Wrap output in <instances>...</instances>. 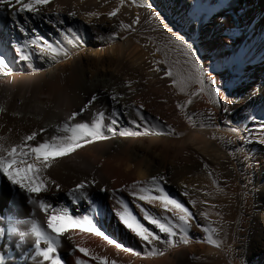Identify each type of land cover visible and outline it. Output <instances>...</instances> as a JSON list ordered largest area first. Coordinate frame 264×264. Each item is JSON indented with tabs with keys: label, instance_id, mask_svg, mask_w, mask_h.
<instances>
[{
	"label": "bare ground",
	"instance_id": "bare-ground-1",
	"mask_svg": "<svg viewBox=\"0 0 264 264\" xmlns=\"http://www.w3.org/2000/svg\"><path fill=\"white\" fill-rule=\"evenodd\" d=\"M113 1H109L112 6L116 3ZM128 1L132 8L125 7L119 16L109 18L102 9L100 13L104 14L88 15L102 0H50L37 15H16L15 20L25 27L26 35L13 23L12 13L16 10L5 7L7 11L0 16V52L6 56L12 75L0 73V143L5 147L20 143L33 131L38 133L36 141L65 135L56 129L96 95L95 103L70 123L102 119L108 125L115 111L121 113L119 130H137L129 123L135 119L142 124L138 130L148 131L137 137L117 134L57 158L44 175L55 180L60 190L50 186L48 193L39 195L57 209L67 207L75 216L88 215L106 235L140 255L116 249L102 237L77 230L61 237L58 253L65 264H75L77 257L88 264H100L75 251V245L88 248L107 264H264V131L260 130L264 120L246 119L249 115L264 117V0H207L215 11L199 26L187 21L192 0H135V4ZM144 3H150L152 8L136 6ZM112 6L107 12L114 9ZM70 12L76 15L69 16ZM137 16L139 23L133 28L148 37L147 51L143 53L135 51L131 38H112L120 22L130 23ZM217 16H222L223 21ZM61 19L62 25L58 23ZM69 27L82 37L78 46L65 39L71 38ZM33 31L54 45L61 42L68 56H33L31 66L14 59L12 48L32 38ZM178 38L196 51L203 72L215 79L219 99H226L228 108L225 113L215 103L207 81L203 92L201 85L195 83V95L187 100H192L191 107L198 115L209 118L213 127L195 128L187 134L185 111L176 107L185 102L178 90L182 75L168 65L162 50L164 44L189 60ZM222 57L229 62L238 59L234 78L223 72ZM157 67L161 71H154ZM164 70H171L172 76L165 77ZM112 95L119 98L117 103L110 99ZM139 105H143L144 122L135 116L133 106ZM168 126L174 132L160 134L167 133ZM158 175L165 177L166 191L189 207L195 221L188 244H157L163 255H149V248L118 222L115 213L122 208L112 193L115 191L116 197L123 199L142 220L136 201L127 191L119 190ZM245 178L250 179L247 185ZM92 179L98 183L86 191L94 203L81 201L73 205L67 193L80 181ZM101 187L108 190L101 192ZM185 191L187 196L183 195ZM27 196L0 174V256L6 264H42L39 258L33 259L35 238L30 229L35 223L48 231L46 218L51 210L42 213L27 202ZM189 200H195V206ZM139 203L157 215L163 213L158 202L155 206ZM202 205L223 213L208 215L216 225L219 246L209 244L208 234L198 227L204 222L200 215ZM10 225L18 233H29L21 247L17 246L19 236L9 232ZM231 230L237 232L240 243L231 241ZM68 235L75 243L67 239Z\"/></svg>",
	"mask_w": 264,
	"mask_h": 264
},
{
	"label": "snow or ice",
	"instance_id": "snow-or-ice-1",
	"mask_svg": "<svg viewBox=\"0 0 264 264\" xmlns=\"http://www.w3.org/2000/svg\"><path fill=\"white\" fill-rule=\"evenodd\" d=\"M49 2L50 0H0V10L5 7L9 9L14 8L16 11L12 13L13 23L16 24L20 33L26 35L25 27L16 22V15L22 13L37 15L41 12L43 6L49 4ZM120 3L122 5L124 0H120ZM132 3L135 4V0H132ZM136 6L149 10L152 8L150 3L136 4ZM119 10V7L114 8L107 13L108 17H116ZM214 11V5L207 2V0H192L190 5V15L187 17V21L189 24L199 26L203 23L204 19ZM68 15L75 16L76 13L70 12ZM88 15L98 16L99 14L96 12H90ZM216 18L221 22L223 21L222 16H217ZM58 23L62 25L64 21L61 19ZM136 23H139L138 16L130 23L125 24L121 22L119 27L126 31H134L133 25ZM53 26L55 27V25ZM67 33L71 35L70 39L65 36L67 43L73 46H78L82 37L71 27L67 28ZM117 35V33H113L112 38H116ZM178 39L179 42L184 45L189 56L188 62L194 70L193 79L196 83L201 85L200 91H204L203 85L205 81H207L210 96L214 98L216 104L220 105L222 111L227 113V100L225 99L223 102L220 101V89L215 86V79L203 72L201 63L196 56V51L192 49L191 45L185 43L182 38ZM226 46H230V44ZM12 51L15 54L14 59L26 62L29 66H31L33 56L36 58L53 59L59 55H62L63 57L68 56V51H66L65 47L61 45V42H56L54 45L53 42L36 34L35 31H33L32 38L26 39L20 46L13 47ZM221 59L224 60L223 72L228 73L230 78H234L235 69L239 63L238 59L233 58L231 62H229L226 57H222ZM154 71L159 72L161 69L157 67ZM0 73L8 76L12 75V69L7 63V58L3 52H0ZM164 76L171 77V70H164ZM128 86L129 88L131 87L130 82ZM226 87L227 86L225 85V89ZM193 95H195V93H193ZM110 99L114 103H117L119 98L116 95H112ZM96 100L97 96L93 95L79 112H73L68 117V121L64 122L56 129L58 133L63 132L65 135H54L50 140L43 139L42 141H36L38 133L33 131L31 134L25 135L20 143L8 147H5L0 143V174H2L3 177H6L11 185L18 187L19 190H23V192L27 193V202L35 205L42 213H49L51 210V213L48 214L46 218V229L48 231H45L35 223L32 224L30 229V235L35 238L33 245V259L39 258L42 264H65L58 253V249L62 246L61 237H63L65 233H73L77 230L80 233H91L98 237H102L104 241L110 245H114L116 249H122L125 252L140 255V253L135 252L134 249L126 247L115 238L106 235L88 215L82 217L75 216L70 213V210L67 207L57 209L51 203L46 202V198H40L39 195L41 193H48L51 190L50 186L54 187L57 191L60 190L61 186L55 180H50L44 175L45 170L50 167L51 162L57 158L65 157L87 144L107 140L111 136L117 134L122 137H137L146 134L148 131L147 128H145L143 132L138 130L141 128L142 124L138 123L135 119L130 120L129 123L137 130H119V118L121 113L115 111L111 114V119L108 125H105L102 122V119H94L91 122L70 123V121H74L78 115H83V113L88 110L90 105L94 104ZM191 103L192 100L189 99L185 103H178L176 107L178 109H184ZM127 107L128 106L125 105V108ZM133 108L138 120L144 122L145 117L143 115V105L133 106ZM188 118L192 119L191 116ZM246 119L255 121L258 119L264 120V117L249 115ZM227 123L230 125L231 121H228ZM260 130L264 131V123L260 125ZM232 131H236V129H232ZM173 132L174 129L168 126V132H161L160 134H171ZM34 141V144L31 143ZM205 167L207 166L205 165ZM209 175H211V173H209ZM97 183L98 182L95 179H92L87 181L82 180L75 184V186L67 193L68 197H70V202L73 205H76L81 201H87L90 205L93 204L94 202L89 199L86 189L95 186ZM166 183L167 181L165 177L158 175L153 176L149 181H137L132 185L119 190L127 191L128 195L136 201V207L139 209L142 220L138 219L137 216L133 214L123 199L116 197L115 191L112 193L116 203L122 208V210H117L115 213L118 222L137 238L141 245L149 248V255H163V252L156 247L157 244L167 246H175L177 243L188 244L189 231L192 227V223L195 221V216L189 210V207H186L184 203L172 197L166 191ZM99 190L105 192L108 189L101 187ZM183 195L187 196L188 192L185 191ZM34 196L37 198L34 199ZM141 201L154 206L156 205V202H158V206L163 209V213L157 215L150 210H146L145 207L140 205L139 202ZM188 203L195 206L196 201L189 200ZM167 213H171V216L167 215ZM200 215L205 219L207 218L206 213L201 212ZM198 227H202V230L208 234L206 240L209 244L219 246L218 242L209 234L210 232H215L216 229H209L199 225ZM9 232L13 235L19 236V241L17 243L18 247H21L25 243L26 237L29 235L28 232L18 233L17 228L12 225L9 226ZM67 239L75 243L72 235H68ZM42 243L45 246H42ZM75 251H78L85 257L91 256V259L99 260L100 264H107L106 260L91 254L90 250L86 247L75 245ZM0 264H6L2 256H0ZM75 264H88V261L77 257ZM113 264H115L114 261Z\"/></svg>",
	"mask_w": 264,
	"mask_h": 264
},
{
	"label": "rangeland",
	"instance_id": "rangeland-1",
	"mask_svg": "<svg viewBox=\"0 0 264 264\" xmlns=\"http://www.w3.org/2000/svg\"><path fill=\"white\" fill-rule=\"evenodd\" d=\"M106 1V2H105ZM110 0H108L109 4L106 5L107 0H102V3L98 6V8H100L98 10V8L94 7L92 8L93 10L91 12H97L98 14H104V13H100L101 12H105L106 14L108 12H110L111 9V2H109ZM113 1V0H111ZM104 2V3H103ZM116 2L114 4V6H112L113 8H117L119 7V12L117 13V16H119L120 13H122V11L124 10L125 7H128L129 9L132 8L131 4L129 3V1L124 0V3L121 5L120 0H115L113 1V3ZM104 4V5H103ZM105 6V7H102ZM129 5V6H128ZM105 8V9H104ZM109 9V11L107 12V10ZM97 9V10H95ZM104 9V10H103ZM107 9V10H106ZM7 11V9H2L0 10V16L4 13V11ZM95 10V11H94ZM112 11V10H111ZM121 23V22H120ZM118 35L116 36V38H121V39H126L131 38L132 40V47L135 48V51L137 52H141L143 53L147 51V46H148V38L147 35L145 33H137L136 30L134 29V31H126L121 29L120 27L118 28L117 32ZM133 34L132 36L129 35ZM129 35V36H128ZM135 36V37H134ZM139 37V38H138ZM121 41V40H120ZM119 41V42H120ZM135 44V45H133ZM139 47V48H138ZM162 50H163V54L165 56V59L168 63L169 66H171L173 69H175L176 71H179L182 75V81L179 83L178 85V90L180 92V94L185 98V102L187 101V98H190L193 94V86L195 85V80L193 79V72L194 70L191 67V64L188 62V59L186 57H179L172 49H170L169 47H167L166 45H162ZM181 59H179V58ZM184 102V103H185ZM185 111V120H187L188 124H189V128H187L184 132V134H187L189 132H191L192 129H204V128H212V121L205 117L204 115H198L196 110L191 107V104H188L187 107L184 108ZM191 116L192 119H189L188 117ZM198 118V119H197ZM250 179L249 178H245V185H247L249 183ZM244 183H242L241 188L243 187ZM202 207V209H200V213H206L207 218L205 219L203 217V227H207L209 229H213L216 228V225H213L209 219H208V215H216V216H222L223 213L220 209L218 208H208L206 206H200ZM204 207V209H203ZM237 232H235V230H231L230 234H231V241L232 242H239V237H237ZM215 240H220L219 236H217L215 234V232H210L209 233ZM237 239V240H236Z\"/></svg>",
	"mask_w": 264,
	"mask_h": 264
}]
</instances>
